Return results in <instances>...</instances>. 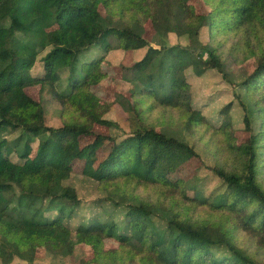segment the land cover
Masks as SVG:
<instances>
[{
  "label": "trees",
  "instance_id": "obj_1",
  "mask_svg": "<svg viewBox=\"0 0 264 264\" xmlns=\"http://www.w3.org/2000/svg\"><path fill=\"white\" fill-rule=\"evenodd\" d=\"M249 58V71L229 69ZM190 69H215L238 94L203 111ZM45 94L60 126L45 123ZM115 105L131 127L124 137L99 130L115 126L105 117ZM202 168L224 192L206 194ZM72 175L95 184L104 208L74 227L83 202ZM67 243L85 245L88 264H262L264 0H0V264L39 246L63 256Z\"/></svg>",
  "mask_w": 264,
  "mask_h": 264
},
{
  "label": "rangeland",
  "instance_id": "obj_2",
  "mask_svg": "<svg viewBox=\"0 0 264 264\" xmlns=\"http://www.w3.org/2000/svg\"><path fill=\"white\" fill-rule=\"evenodd\" d=\"M153 34V31L147 32V38H151ZM166 40L169 44H181V45H187L188 40L185 37H177L173 33H167ZM144 49H139L132 51L130 53V60L133 62L135 60H138L140 57H143ZM190 60L193 63V66L195 69L202 73L203 71V62L202 59L197 55L196 51H192L190 54ZM130 61V63H131ZM128 62V64H130ZM253 60L250 58L247 60L242 61H234L230 60V67L229 69L233 70L234 73L239 74L240 70L244 68V71H249L252 67ZM40 60H37L35 67L33 68V73H41L42 72V66H41ZM104 73L107 77H115L117 70L116 68H110L105 67L103 68ZM188 82L191 83V89L194 92V101H196L197 105L204 106L203 111H205L208 108H216L217 104H219L221 101H226L228 97H231L230 95L233 93L238 94V87L237 85H230L227 84L222 78L219 72H217L215 69H209L206 70L201 75H196L192 69L186 73ZM68 76L67 72L61 73L60 77L62 80V84L58 87L59 90L63 89L66 84V77ZM116 85L118 89L125 88V84L122 83L121 80L116 81ZM126 90V89H125ZM29 93L36 97L37 92L31 88L29 89ZM234 94V95H235ZM104 95L113 98L112 93L109 90H105ZM236 96V95H235ZM43 103L45 105V123L56 127L60 126L62 124L61 121V107L58 103L53 101L49 94H45L43 96ZM208 101V102H207ZM235 108V107H234ZM237 108H235L236 111ZM206 112V111H205ZM239 113V111H238ZM106 118L113 120L115 122V126L112 128L106 129L104 127L99 128L101 132L109 133V135L115 136V137H124L131 131V127L129 126L128 122L124 119V114L121 111L120 106L115 105L112 106L109 110V112L105 115ZM175 119V118H174ZM254 128H259V123L255 122ZM238 129H241L242 122L238 121L237 124ZM164 129V128H163ZM187 134L186 140L191 145H195V150L200 155L199 160H201L203 163H205L208 167L212 165L214 159L211 157V155L208 152H205L203 150V146L200 144H195V138L190 137L189 133H185L183 131H180L179 134ZM240 131L237 132L236 136L240 138ZM15 135V134H13ZM10 138V137H9ZM106 151V144L99 150V156H102ZM198 176L201 180V188L204 189L206 194L214 193V194H220L224 192V187L222 184V181L215 176L212 171H210L208 168H202L198 171ZM69 183L77 189L78 195L82 199L83 205L81 203L77 215H75L74 218L70 219L68 224H70L72 227H74L80 220L82 216H90L93 215L95 212H99L103 214V209L95 204H93V201H95L97 198L102 196V192L98 190V188L95 186V184H91L88 180H85L84 177L80 175H72L68 179ZM107 212L113 214L116 218L120 217V213L117 210H112L110 207H107ZM89 256L86 253L85 245L79 244V245H72L70 243H67L66 245V254L65 255H52L49 253H46L44 248L42 246L37 247L36 249H33L29 251L25 257L24 260H20L19 258H15L13 260V264H88ZM262 264H264V259Z\"/></svg>",
  "mask_w": 264,
  "mask_h": 264
}]
</instances>
